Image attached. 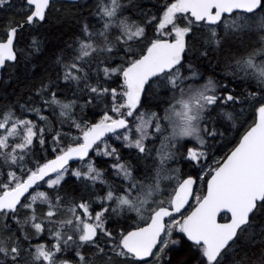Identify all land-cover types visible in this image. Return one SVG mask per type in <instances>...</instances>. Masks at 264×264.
<instances>
[{"label":"snow or ice","instance_id":"snow-or-ice-1","mask_svg":"<svg viewBox=\"0 0 264 264\" xmlns=\"http://www.w3.org/2000/svg\"><path fill=\"white\" fill-rule=\"evenodd\" d=\"M8 11L0 264H264V0Z\"/></svg>","mask_w":264,"mask_h":264},{"label":"trees","instance_id":"trees-1","mask_svg":"<svg viewBox=\"0 0 264 264\" xmlns=\"http://www.w3.org/2000/svg\"><path fill=\"white\" fill-rule=\"evenodd\" d=\"M11 15V11H8L7 13L4 12H0V23H4L7 19V16ZM43 60V57H41V61ZM38 63H40V61H37ZM206 74H211L210 72L206 73ZM22 88H18L17 92L22 91ZM12 92V88H8L7 89V93L6 94H10ZM18 96L15 95H9V100H14L17 99ZM4 101L2 99H0V103H3ZM76 165L74 164L73 167H75Z\"/></svg>","mask_w":264,"mask_h":264},{"label":"water","instance_id":"water-1","mask_svg":"<svg viewBox=\"0 0 264 264\" xmlns=\"http://www.w3.org/2000/svg\"><path fill=\"white\" fill-rule=\"evenodd\" d=\"M74 165V164H73Z\"/></svg>","mask_w":264,"mask_h":264}]
</instances>
